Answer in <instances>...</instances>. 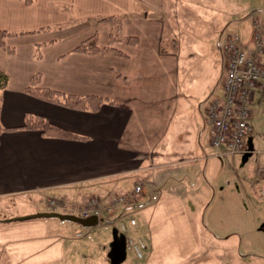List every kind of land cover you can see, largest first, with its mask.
Returning <instances> with one entry per match:
<instances>
[{
    "label": "crops",
    "instance_id": "obj_1",
    "mask_svg": "<svg viewBox=\"0 0 264 264\" xmlns=\"http://www.w3.org/2000/svg\"><path fill=\"white\" fill-rule=\"evenodd\" d=\"M236 1H223L221 23H214V27V20L208 18L212 4L198 6L197 18L205 21L201 18L206 17L209 29L218 36L229 29L233 34L249 35L254 18L264 21V0ZM177 3L0 0V30L15 34L4 39L12 53L0 48V71L8 77L7 87L0 94V124L7 128L0 133V210L6 212L12 206L7 219L44 211V196H79L98 184L112 186L114 194H126L135 183L159 187L160 180V195H182L174 188L182 180H190L189 175L183 168L170 173L167 169L192 163V158L206 163L215 157L204 124L205 109L202 113L199 107L205 94L195 99L196 116L195 107L190 113L186 110L191 108L189 95L186 87L180 86V75L188 74L193 52L188 44L167 36ZM253 10L259 13L252 14ZM109 16L121 19L119 41L110 47L123 56L74 52L80 42L92 36L99 47L109 46L114 30L98 21ZM41 28L48 30L27 34ZM132 39L135 43L130 42ZM36 74L39 88L99 98L101 103L97 109H72L31 95L26 89ZM223 77L224 65L209 80L213 86L207 104L221 96ZM256 99L260 104L263 101L258 91L254 104ZM26 114L43 116L82 139L47 137L38 130L24 129ZM261 137L259 132L251 136L254 140ZM18 202L21 205L13 207ZM141 207L136 200L125 214L132 215Z\"/></svg>",
    "mask_w": 264,
    "mask_h": 264
},
{
    "label": "rangeland",
    "instance_id": "obj_2",
    "mask_svg": "<svg viewBox=\"0 0 264 264\" xmlns=\"http://www.w3.org/2000/svg\"><path fill=\"white\" fill-rule=\"evenodd\" d=\"M198 1L199 5L195 0H178V10L171 20L172 30L167 32L168 39L188 44V50L193 52L188 74L180 75V86L186 87L189 95L191 108L186 110L190 113L195 107L196 116L195 99L205 94L199 106L203 113L213 86L209 80L220 67L223 68L217 45L227 35L225 33H235L229 29L218 36L209 29L212 19V27L221 21L220 9L223 1L228 0ZM202 4H212L210 15L205 12L210 21L206 17L201 18L205 21L197 18L198 6L204 7ZM238 35L244 44L247 43L249 35ZM258 101L252 106V126L253 133L259 132L262 137L254 140L252 135L248 136L245 161L242 155L214 157L206 163L192 158V163L168 168L166 172L169 173L183 168L181 170L190 177V180L177 183L174 189L181 190L182 195L174 197L160 195V180L159 187L144 182L145 195L142 191L138 197L125 196V204L131 201L133 204L137 199L142 205L141 209L127 215L125 233L119 230L117 223L109 221L91 228L56 218L1 224L0 264H114L113 257L117 256L114 247L123 253L117 264H264V199L258 196L264 180L257 175V169L264 166V100L261 104ZM183 175L181 172L180 176ZM192 185L195 186L193 190ZM132 186L131 182L129 187ZM120 192L114 194L112 186L98 184L96 189L79 196H44L41 199L44 211L41 212L60 208H65V213L90 212L85 207L93 205V200L103 206L108 200L114 202L115 196L122 195ZM126 192L131 191L127 189ZM17 205L21 204L18 202L13 207ZM11 208L6 212L0 210V220L7 219ZM103 215L113 216L114 212ZM130 217L136 220L135 226L128 224ZM75 232L81 235L76 237ZM128 238L141 239L145 246L141 259L125 251Z\"/></svg>",
    "mask_w": 264,
    "mask_h": 264
},
{
    "label": "built area",
    "instance_id": "obj_3",
    "mask_svg": "<svg viewBox=\"0 0 264 264\" xmlns=\"http://www.w3.org/2000/svg\"><path fill=\"white\" fill-rule=\"evenodd\" d=\"M252 14L259 10L251 11ZM217 48L221 52L224 65L222 93L210 100L204 110V124L208 128L210 146L216 157L241 155L246 152V138L253 133L252 106L254 98L264 100V21L252 22V31L247 43H243L237 34L226 35L219 41ZM257 175L264 180V166L257 169ZM142 192V183L134 186L129 196H138ZM258 196L264 199V186L258 190ZM115 200V201H114ZM114 202L100 205L93 200V205L85 207L90 212L74 213L81 218L104 217V212L112 213L114 208L125 202V197L114 198ZM58 205V204H57ZM51 209L53 212H67L65 208ZM85 210V211H86ZM110 216V215H108ZM130 225L135 224L131 219ZM120 229L124 224L119 221ZM79 236L80 234L77 233ZM126 248L138 258H142L145 246L140 239H128Z\"/></svg>",
    "mask_w": 264,
    "mask_h": 264
},
{
    "label": "trees",
    "instance_id": "obj_4",
    "mask_svg": "<svg viewBox=\"0 0 264 264\" xmlns=\"http://www.w3.org/2000/svg\"><path fill=\"white\" fill-rule=\"evenodd\" d=\"M31 1L32 0H25L26 3H30ZM98 21L109 24L114 30V32L110 33L109 46H106L103 48L99 47L97 45L96 37L92 36L80 42V44L73 51L76 53H84V54L112 53L117 56H123L120 52L113 50L110 47V45L119 41L118 34L121 31V19L119 17L109 16V17H101L98 19ZM46 30L48 29L41 28L38 31L28 32L27 34L46 31ZM10 36H15V34L0 30V48L4 49L8 53H12V49L7 48L5 46L4 39ZM135 41H136L135 39L130 40L131 43H135ZM39 79L40 78L38 74L32 77L30 84L26 89L27 93L34 95L45 101L58 103V104H61L63 106H66L72 109H89V108L97 109L99 104L101 103V100L99 98L64 95V94H61V93H58L56 91H52L49 89L39 88L37 86L39 83ZM7 84H8L7 75L3 71H0V94L7 87ZM0 101H1V96H0ZM22 128L38 130L42 133V135L47 136V137H56V138H65V139H82V137L62 129L61 127L49 122L46 118L40 115L26 114L24 116V124ZM6 130L7 128L2 127L0 124V133ZM211 153H212V150H211ZM123 207H124L123 205L115 207L113 210L114 215L106 217L105 220H110L112 223H117L118 226H119V221H121L124 224V229L121 230L119 226V230L125 233L126 232L125 230L126 222L124 220L126 219L127 216L125 215L122 216L124 214L122 213ZM131 219H134V218L130 217L127 220L129 225H130L129 221ZM136 224L137 222L135 220V224L130 225V226H135ZM128 239H131V238H128ZM127 240H126V244H127ZM126 244H125V251H127Z\"/></svg>",
    "mask_w": 264,
    "mask_h": 264
},
{
    "label": "water",
    "instance_id": "obj_5",
    "mask_svg": "<svg viewBox=\"0 0 264 264\" xmlns=\"http://www.w3.org/2000/svg\"><path fill=\"white\" fill-rule=\"evenodd\" d=\"M246 156L245 155L243 157V160L245 161L246 160ZM40 218H56L60 221H68V222H75V223H78L84 227H87V228H91V227H94L98 224V219L96 216H91V217H88L86 219H82V218H78V217H75L73 215H63V214H58V213H53V212H39V213H35V214H30V215H25V216H17V217H13L11 219H6L4 220V222H16V221H26V220H32V219H40ZM117 251V256L115 255V257H113V259L115 260L114 264H117L120 260V258H122L123 256V253L117 249L116 247H114ZM113 248V250H114ZM112 250V252H113ZM110 256H112L110 254Z\"/></svg>",
    "mask_w": 264,
    "mask_h": 264
}]
</instances>
